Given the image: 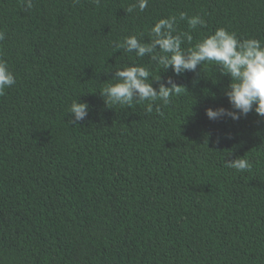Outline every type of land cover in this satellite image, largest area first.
Masks as SVG:
<instances>
[{
  "label": "trees",
  "instance_id": "obj_1",
  "mask_svg": "<svg viewBox=\"0 0 264 264\" xmlns=\"http://www.w3.org/2000/svg\"><path fill=\"white\" fill-rule=\"evenodd\" d=\"M0 0V264H264V118L230 108V78L207 63L175 76L115 44L150 40L161 18L199 15L193 48L217 28L264 43V0ZM175 35V33H174ZM150 70L186 89L169 104L109 105L115 70ZM87 102L77 124L69 112ZM159 109V110H157ZM247 159L237 171L225 161Z\"/></svg>",
  "mask_w": 264,
  "mask_h": 264
},
{
  "label": "clouds",
  "instance_id": "obj_2",
  "mask_svg": "<svg viewBox=\"0 0 264 264\" xmlns=\"http://www.w3.org/2000/svg\"><path fill=\"white\" fill-rule=\"evenodd\" d=\"M78 2V0H77ZM99 4L100 0H94ZM149 0H136L129 6L126 12L131 13L136 8L143 12L148 7ZM27 9L33 6V0H23ZM186 21L190 29L197 26L203 27L206 22L199 15L189 17L181 12L179 18L175 15L161 18L150 28V40L142 41L137 36H128L122 42H117V50L123 48L127 52H135L137 57L150 56L162 71L171 69L175 76L186 72L196 73L198 66L207 63L216 66L221 76L230 78V84L225 90L230 108L218 107L205 109V115L209 120L216 121L229 118L238 121L255 112L264 118V43L259 39H238L234 32L225 28H217L215 32L202 38L193 48L185 50L182 44L191 42L189 32H177V20ZM175 33V35H174ZM5 39V34L0 31V41ZM150 70L144 66H128L117 69L111 79L115 83H107L100 95L107 106L120 105L129 108L134 102H146L147 111H152L155 102L161 101L167 105L174 95H180L186 88L178 85L168 76L163 79L160 75L152 80L158 83L154 87L149 82ZM16 84V78L10 70L7 61L0 57V96L6 89ZM159 110V109H157ZM72 115L70 123L77 124L88 117L89 105L87 102L74 100L69 108ZM226 166L237 171H245L251 168L247 159L235 158L225 161Z\"/></svg>",
  "mask_w": 264,
  "mask_h": 264
}]
</instances>
